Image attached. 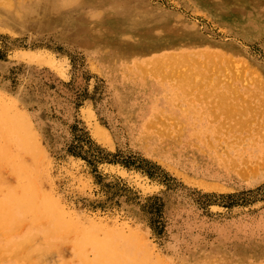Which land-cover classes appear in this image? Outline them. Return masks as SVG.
<instances>
[{"label": "rangeland", "instance_id": "1", "mask_svg": "<svg viewBox=\"0 0 264 264\" xmlns=\"http://www.w3.org/2000/svg\"><path fill=\"white\" fill-rule=\"evenodd\" d=\"M241 1L0 0V106L68 222L158 264H264V0ZM48 254L82 264L71 238Z\"/></svg>", "mask_w": 264, "mask_h": 264}, {"label": "bare ground", "instance_id": "2", "mask_svg": "<svg viewBox=\"0 0 264 264\" xmlns=\"http://www.w3.org/2000/svg\"><path fill=\"white\" fill-rule=\"evenodd\" d=\"M242 1L241 4L245 3ZM74 2L75 0H64L65 4H73ZM19 9L24 10V6ZM28 58L33 61H46L35 54H28ZM7 105L11 106L10 109L12 110L16 108L14 107L16 105L14 101ZM10 109L8 111L4 106H0V242L3 249L9 251L6 256L0 255V264H53L50 261L52 258L49 259L48 254L50 246L61 241H68L70 238L82 264H158L142 255L132 239L115 236L108 232L106 235L100 236L98 230L94 228L81 229L75 223L68 222L62 213H59L60 211L55 210V207L46 197L40 196V190L37 188L32 174L34 171L25 160V154L31 149L30 137L20 124V117L15 116ZM97 134L101 140H105L104 134L100 132H97ZM4 164H7L15 175L16 185L9 184L6 188L4 187L1 175ZM206 188L211 187L206 186ZM27 221H29L27 223L29 229L24 231L22 226ZM38 233L44 235V242L33 246L36 242L33 239ZM3 249H0V252H3ZM63 262L62 264H71L67 261Z\"/></svg>", "mask_w": 264, "mask_h": 264}, {"label": "trees", "instance_id": "3", "mask_svg": "<svg viewBox=\"0 0 264 264\" xmlns=\"http://www.w3.org/2000/svg\"><path fill=\"white\" fill-rule=\"evenodd\" d=\"M76 147H74V154H76V155H79V156H81V153L80 152H77V153H75L76 152V149H75ZM107 156H109V155H107ZM107 156H100L99 154H94V158L95 159H100V160H107V161H109L110 163H122V164H124L126 167H131L132 166V164L134 165L135 164V161H130V162H128V161H123V160H120V159H108V157ZM117 156V155H116ZM115 155H114V157H116ZM147 164L148 165H150L149 167H147V168H145V166H143V165H136V166H134V167H136V168H138V169H142V170H145V172L150 176V177H155V176H159V177H161L162 175H159V174H156L155 173V171L153 170V169H156V165H154V164H152V163H149V162H147Z\"/></svg>", "mask_w": 264, "mask_h": 264}]
</instances>
